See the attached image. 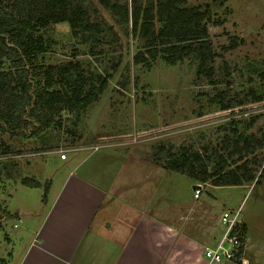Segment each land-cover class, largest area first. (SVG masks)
<instances>
[{
	"label": "rangeland",
	"instance_id": "rangeland-1",
	"mask_svg": "<svg viewBox=\"0 0 264 264\" xmlns=\"http://www.w3.org/2000/svg\"><path fill=\"white\" fill-rule=\"evenodd\" d=\"M80 1L86 5L92 20L99 21L103 27L110 24L117 37L111 43H95L74 33L65 21L51 23L42 29L44 36L52 40L44 54L45 62L76 59L91 73H109L107 84L98 99L79 114L62 111L60 125L46 129L43 137L0 134L1 146L12 150L0 159L16 162L9 178L0 168L2 208L9 196V207L20 205L32 209L36 204H44L43 179L52 176L56 183L61 174L67 172V164L80 162L82 172H86L90 168H100L93 160L97 156L104 157L107 163L111 158L109 154L139 158L155 142L200 147L209 141L216 142L224 132L222 126H240L250 118L253 123L249 131L258 128L264 131V99L226 109L208 100L216 90L222 89L229 90L226 97L235 99L246 94L248 97L250 89L264 93V0H217L218 3L211 4L212 16L223 20L220 24H208L214 48L226 44L233 36L238 42L215 59L214 84L202 77L196 78L194 67L186 60L174 65L160 58L148 63H132L131 56L141 47L140 40L125 35L99 0ZM210 1L187 0V3L196 5ZM104 33L107 35V30ZM113 60H117V64L111 68L109 62ZM79 149L84 150L73 160V153ZM61 153L65 154V159L59 158ZM257 156L262 160L255 179L240 185L214 186L167 169L156 173L152 164L141 160L127 159L126 163H119L118 169L108 166L110 171H115L112 174L119 177V183L132 187L136 182L138 186L141 183V194L150 193L152 200L158 198L164 213L182 204L194 205L195 209L186 220L205 229L201 232L204 244L213 243L220 229V211L230 207L238 208L248 229L247 239H256L264 245V174L260 173L261 168L264 171V149ZM99 172L104 173L103 170ZM24 176L42 183L40 186L22 185L20 179ZM193 184H201L198 198L193 197ZM13 222L19 225L13 227ZM24 222L20 223L15 216L4 220L0 228L3 231L8 228L16 234L22 230ZM257 245L248 242V256L254 253ZM2 250L0 246V252ZM260 252L262 260L259 262L263 263L264 249Z\"/></svg>",
	"mask_w": 264,
	"mask_h": 264
},
{
	"label": "trees",
	"instance_id": "trees-1",
	"mask_svg": "<svg viewBox=\"0 0 264 264\" xmlns=\"http://www.w3.org/2000/svg\"><path fill=\"white\" fill-rule=\"evenodd\" d=\"M216 1L191 5L187 0H99L125 35L140 40L141 47L131 56L132 63L160 58L174 65L186 60L194 67L195 77L209 84L216 82L215 59L238 44L233 36L214 48L208 24L223 21L212 16L211 4ZM64 21L74 33L95 43H111L118 35L110 24L103 27L92 20L80 0H0V134L43 137L46 129L60 125L62 111L79 114L104 90L109 73H91L76 59L45 62L44 54L52 40L44 36L42 29ZM116 64L117 60L109 62L111 68ZM228 93V89L216 90L208 100L226 109L264 99V93L253 89L247 92L248 97L246 94L239 99L226 97ZM252 123L250 118L240 126L224 125L216 142L200 147L155 142L139 158L214 186L245 184L255 179L262 160L257 154L264 149V131H249ZM2 143L0 157L12 152ZM15 164L14 160L0 159V168L8 178ZM260 173L264 174L263 168ZM20 182L40 185L37 179L27 176ZM47 187L45 181L44 198ZM13 216L0 206V227ZM242 230L245 235L244 223ZM241 253L242 248L236 257Z\"/></svg>",
	"mask_w": 264,
	"mask_h": 264
},
{
	"label": "crops",
	"instance_id": "crops-1",
	"mask_svg": "<svg viewBox=\"0 0 264 264\" xmlns=\"http://www.w3.org/2000/svg\"><path fill=\"white\" fill-rule=\"evenodd\" d=\"M82 150L73 153V160ZM109 155L108 163L101 156L93 159L100 168L82 172L83 165L77 162L67 164V172L56 183L52 176L43 179L48 187L42 205L32 209L9 207L7 196L3 208L20 223L25 222L16 234L0 228V264H204L201 250L205 240L201 232L205 229L186 220L195 206L182 204L162 212L158 198L152 200L150 193L141 194V183L138 186L136 182L135 187L121 184L109 167L118 169L119 163L127 159L147 161ZM147 163L156 173L165 170L156 163ZM244 227L242 253L236 259L240 262L225 260L222 264H264L259 262L264 245L256 239L248 240V229ZM247 240L258 244L250 256Z\"/></svg>",
	"mask_w": 264,
	"mask_h": 264
},
{
	"label": "built area",
	"instance_id": "built-area-1",
	"mask_svg": "<svg viewBox=\"0 0 264 264\" xmlns=\"http://www.w3.org/2000/svg\"><path fill=\"white\" fill-rule=\"evenodd\" d=\"M65 154L61 153L60 157ZM201 184L193 188V196L197 197ZM219 231L212 244H203L201 256L204 264H222L223 261L238 259L236 254L243 247L244 233L242 230L243 221L238 208L225 207L221 209L219 218Z\"/></svg>",
	"mask_w": 264,
	"mask_h": 264
},
{
	"label": "water",
	"instance_id": "water-1",
	"mask_svg": "<svg viewBox=\"0 0 264 264\" xmlns=\"http://www.w3.org/2000/svg\"><path fill=\"white\" fill-rule=\"evenodd\" d=\"M196 186H198V184H193V185H192V188H194V187H196Z\"/></svg>",
	"mask_w": 264,
	"mask_h": 264
}]
</instances>
